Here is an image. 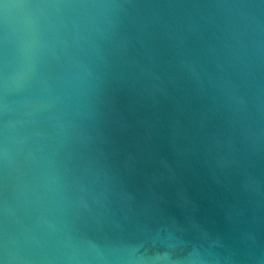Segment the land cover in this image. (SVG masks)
Segmentation results:
<instances>
[{"label":"water","instance_id":"95a60500","mask_svg":"<svg viewBox=\"0 0 264 264\" xmlns=\"http://www.w3.org/2000/svg\"><path fill=\"white\" fill-rule=\"evenodd\" d=\"M0 264H264V0H0Z\"/></svg>","mask_w":264,"mask_h":264}]
</instances>
